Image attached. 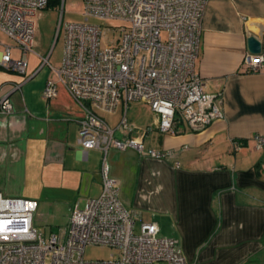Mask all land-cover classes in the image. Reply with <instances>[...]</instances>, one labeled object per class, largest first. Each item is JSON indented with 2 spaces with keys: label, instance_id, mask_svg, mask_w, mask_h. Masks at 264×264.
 <instances>
[{
  "label": "crops",
  "instance_id": "obj_1",
  "mask_svg": "<svg viewBox=\"0 0 264 264\" xmlns=\"http://www.w3.org/2000/svg\"><path fill=\"white\" fill-rule=\"evenodd\" d=\"M252 34L264 56V0H206L195 70L207 93L220 92L222 116L203 130L183 124L167 133L151 126L146 103L131 101L126 117L133 130L115 135L141 138L145 148L174 156L108 152L126 208L139 223L155 221L159 233L176 237L189 264H264V151L250 138L264 134V71L243 67ZM33 50L25 75L0 68V93L22 82L9 93L13 114H0V193L36 200L33 224L43 232L40 225L69 224L76 202L99 195L101 152L77 143L83 110L63 84L56 83L54 97L43 96L56 76L40 67L42 54ZM121 111L119 104L98 113L114 126Z\"/></svg>",
  "mask_w": 264,
  "mask_h": 264
},
{
  "label": "built area",
  "instance_id": "obj_2",
  "mask_svg": "<svg viewBox=\"0 0 264 264\" xmlns=\"http://www.w3.org/2000/svg\"><path fill=\"white\" fill-rule=\"evenodd\" d=\"M84 20L61 21L63 36L58 65L51 50L40 55V67L55 73L42 89L46 99L60 82L83 110L77 143L84 151L101 152V192L82 206H73L68 228L47 237L34 226L37 202L0 193V264H189L176 237L159 236L155 221H141L124 205L120 187L111 175V148H132L153 158H171L172 150L145 148L141 138L128 135L133 126L126 117L131 101L146 103L151 126L167 133L187 125L206 128L222 116V96L207 93L195 70L206 0H81ZM48 0H0V32L13 44L0 43V68L26 74L27 53L34 52L37 13ZM116 20L107 27L88 21ZM245 71H264V56L246 52ZM28 79V77H25ZM0 93V114L14 112L9 93ZM122 105L117 124L110 125L98 111L112 113ZM253 146L264 151V134H253ZM238 149L240 145L233 141ZM178 164V161H174ZM87 245L110 247L109 259H86Z\"/></svg>",
  "mask_w": 264,
  "mask_h": 264
},
{
  "label": "rangeland",
  "instance_id": "obj_3",
  "mask_svg": "<svg viewBox=\"0 0 264 264\" xmlns=\"http://www.w3.org/2000/svg\"><path fill=\"white\" fill-rule=\"evenodd\" d=\"M61 21L80 22L84 20L82 14V2L81 0H58L56 3H51L40 14L36 16V30H35V44L34 48L46 55L51 50V62L57 63L60 60L62 44L61 36L58 34V26ZM89 22L105 25L107 27L117 26L120 24L116 20H100L94 17L88 18ZM1 43L13 44V41L5 34L0 32ZM0 43V48L2 44ZM36 221V217H35ZM138 219L136 220V229L138 226ZM67 222L62 226H45L40 225L44 237H47L51 233H56L68 228ZM159 236H164L163 233H159ZM113 254V250L110 247L99 245H87L84 249V257L86 259H109Z\"/></svg>",
  "mask_w": 264,
  "mask_h": 264
},
{
  "label": "water",
  "instance_id": "obj_4",
  "mask_svg": "<svg viewBox=\"0 0 264 264\" xmlns=\"http://www.w3.org/2000/svg\"><path fill=\"white\" fill-rule=\"evenodd\" d=\"M248 50L251 53L258 54L261 51V43L255 35H250L247 38Z\"/></svg>",
  "mask_w": 264,
  "mask_h": 264
},
{
  "label": "trees",
  "instance_id": "obj_5",
  "mask_svg": "<svg viewBox=\"0 0 264 264\" xmlns=\"http://www.w3.org/2000/svg\"><path fill=\"white\" fill-rule=\"evenodd\" d=\"M56 2H58V0H48V5L51 4V3L54 4V3H56Z\"/></svg>",
  "mask_w": 264,
  "mask_h": 264
}]
</instances>
